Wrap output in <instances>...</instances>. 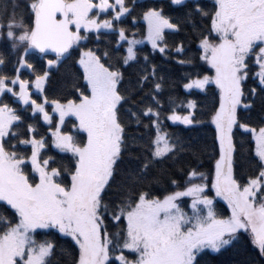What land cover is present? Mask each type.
<instances>
[{
	"label": "snow or ice",
	"instance_id": "6c2138e0",
	"mask_svg": "<svg viewBox=\"0 0 264 264\" xmlns=\"http://www.w3.org/2000/svg\"><path fill=\"white\" fill-rule=\"evenodd\" d=\"M170 5L187 9L184 24L194 31V17L210 21L196 34L199 60L214 75L186 73L183 84L189 94L206 91L212 84L219 90L218 107L211 114L218 158L210 187L208 175L196 168L181 169L183 181L158 168L169 160L178 162L182 153L191 150L162 127L159 95L165 78L149 55L137 49L146 41L153 53L185 54L183 42L174 48L168 44L166 34H178L181 23L173 22L163 6L137 0L131 6L128 0H27V20L15 0L0 7V41H7L12 54L20 53L14 75H8L2 71L6 58L0 52V202L14 210L12 217L0 213V264H60L54 260L57 245L38 240V230H55L71 238L70 264H201L203 255L221 253L242 233H248L264 258V0H213L211 11L201 0H170ZM137 7L142 9L139 16L133 15ZM129 17L133 25L144 22L146 35L141 39L136 38L138 32L129 35L120 26ZM90 33L97 41L102 35L118 36L115 50L126 44L125 54L113 64L107 50L102 56L90 48L82 50L77 63L86 88H75V99H49V70L68 58L74 46L87 41ZM36 52L55 56L47 60L48 70L42 74L28 59ZM141 59L143 66L124 87L121 67L139 64ZM176 62L191 65L193 60ZM24 70L34 80L22 78ZM249 79L255 87H246ZM6 96L22 105V111L30 109L32 119L42 118L52 146L70 154V166L58 165L54 156L45 155L48 139L35 124H27L28 138H21L24 117ZM257 101L259 123L242 122L239 113L253 112ZM169 102L175 105L174 98ZM196 109L197 102L190 99L172 107L163 119L198 124ZM70 116L77 123L65 130ZM125 117L137 126L147 119L149 124L143 126L155 130L154 139L143 143L142 134L139 139L129 137ZM234 130L249 135L248 148L241 140L238 149ZM21 147H30L31 154L17 150ZM133 147L141 149L139 155L131 154ZM241 154H247L257 170L245 181L236 173ZM158 185L166 193L162 197L153 194ZM114 186L115 198L109 196ZM211 190L227 203L230 215L216 211L207 194ZM184 198H190V214L182 207ZM110 226L117 230L110 232Z\"/></svg>",
	"mask_w": 264,
	"mask_h": 264
},
{
	"label": "trees",
	"instance_id": "16d2710c",
	"mask_svg": "<svg viewBox=\"0 0 264 264\" xmlns=\"http://www.w3.org/2000/svg\"><path fill=\"white\" fill-rule=\"evenodd\" d=\"M13 0H0V7L5 4L9 6ZM20 6V9L25 10V18L27 20V9L26 3L27 0H15ZM129 6L132 4V0H128ZM137 3L147 4L152 6H163L165 9V14L173 17V22L179 21L181 23V30L178 34L167 33V40L170 47L174 48L175 45L183 42L185 46V54L183 56L177 57L174 52L169 53L168 56L159 54L158 52L153 53L151 50V45L148 43H143L138 45L137 49L143 54H148L151 63L157 65L159 69V74L164 76V88L159 95V99L163 104L162 109V120L165 131L172 134L174 137L179 136L184 142L186 147L191 146L190 151H186L180 155L178 162L173 163L171 160L165 162L163 165H158L159 167L166 168L168 170V175H173L174 178L180 179L183 181L185 177L181 174V169L184 172L188 171L191 168H196L200 172H204L208 175L209 184L212 177L214 176V165L215 159L218 158V142H215V126L211 124V114L214 111V108L218 107V97L219 90L215 85H210L206 91L192 90L191 94L183 88V84L186 83L185 74L186 73H196L200 72L201 74L207 73L210 74L213 70L210 69V66L205 64L203 61L199 60V51L198 44L199 39L197 38V31L206 29L210 21L202 19L200 17H194L197 21V29L194 31L191 25L184 24V13L187 9L183 7H177L170 5V0H137ZM203 6L207 10H212L213 0H201ZM19 11V9H18ZM142 9L137 7L133 15L139 16ZM106 17L101 16V19ZM6 22V21H5ZM129 30V35L132 32H138L137 39L142 38L143 35H146V26L142 20L133 25L131 18L129 17L125 23L122 25ZM84 34L83 31L81 33ZM118 36L116 35H102L100 40L97 41L95 34L90 33L89 39L87 41H82L79 46H74L71 49V55L64 59L58 66L52 68L50 71V79L48 85H46V94L49 99L54 98H77L78 93L75 92V88L85 89L86 82L82 77V69L80 68L77 61L79 60L80 52L82 50L92 49L97 52L98 55L102 56V53L107 50L110 52L112 59L111 63L116 64L117 58L122 56L124 53V48L127 45H124V48H121L119 51H116V41ZM0 52H3L6 58V64L3 67L2 71L8 75H14V67L16 66V60L20 53L12 54L9 50L7 41H0ZM191 58L193 63L191 65H181L176 61L179 59H188ZM29 62L32 63L36 71L42 74L47 68V60L55 59L54 55L42 56L38 52L29 55ZM119 66V65H117ZM143 66V60L141 59L139 64H133L131 67L125 66L121 67V71L125 74V84L124 87H127V80L130 76L134 77V74L139 71V68ZM253 71H256L253 68ZM22 78L34 80V76L29 75L28 70H24ZM256 83L249 79L246 87H255ZM149 87H151L149 85ZM147 91V88L145 89ZM174 98L175 105L169 102V98ZM33 98L42 99L34 95ZM139 97H137L138 99ZM5 99L10 103L12 107L17 108L20 111V114L24 117L25 123L20 125V131L24 134L21 138H28L27 134V124L33 123L39 129V134L46 136L48 139V148L45 152V155L54 156L59 164L64 166H70L71 161L69 159L70 154H61L52 146L50 133H48L47 125L44 123L42 118L39 116L36 119L31 118L30 109L28 111H22L23 106L15 103L13 98L6 96ZM195 100L197 102V109L195 110L196 119L200 121L198 124L192 126H185L182 124H173L171 121L163 119L165 115L170 114L172 107L180 105L181 103L185 104L188 100ZM177 111H180L181 114H186L183 108L177 107ZM259 113V101H257L256 109L251 113H246L241 111L239 113L242 122L251 123L253 126H256L259 123L258 120ZM125 122L129 124L127 131L129 137L136 136L139 139V135L142 134L144 137L143 143H147L150 139H154L155 130L152 128H145L143 124H149L147 119H144L143 124L137 126L135 122H129L127 117H125ZM73 123H77L75 118L70 117L66 120L65 130H71ZM235 131V140L237 141V147L240 148V141H244V148H248L249 135L242 134V130ZM82 138L86 140V134H81ZM39 138V137H37ZM14 142V141H13ZM203 149V151L201 150ZM17 150L21 152H26L28 155L31 154L30 147L28 148H18ZM141 149L138 147H133L131 149L132 155H139ZM238 160L241 162L240 166L237 167L236 173L237 177L242 181H245L249 175H255L256 168L253 166L252 161L248 159L247 154L238 155ZM128 162V154L125 155V163ZM55 166V165H54ZM124 165H121L123 167ZM163 186H167V178L165 177L162 182ZM144 190H148L147 187ZM169 191H174L176 189L169 188ZM208 193H212L209 191ZM154 195H160L161 197L166 194L161 190V186L158 185L153 190ZM110 197L115 198L116 188L113 187V191L109 193ZM186 203L183 204L186 208L189 209L187 203L189 198H185ZM216 211L221 216L230 215V210L225 202L221 200H216L215 203ZM14 210H11L9 207H5L3 202H0V213L12 217ZM117 229L110 226L109 231L115 232ZM40 233L37 236L38 240L48 239L54 242L57 245V255L54 257V260L60 261V264H70L71 255L73 253V242L70 237H64L62 234L58 233L55 230H38ZM63 250V254H62ZM78 251V250H77ZM201 264H264V258L259 256L258 249L255 248L251 243L250 236L248 233H242L238 240L234 241L233 244L226 249L222 250L221 253L215 254L210 251L201 257Z\"/></svg>",
	"mask_w": 264,
	"mask_h": 264
},
{
	"label": "rangeland",
	"instance_id": "374dc122",
	"mask_svg": "<svg viewBox=\"0 0 264 264\" xmlns=\"http://www.w3.org/2000/svg\"><path fill=\"white\" fill-rule=\"evenodd\" d=\"M139 39H141V38H139ZM145 43H147L146 41H145ZM54 67H56V66H54ZM53 67V68H54ZM210 75H214V71L212 72V73H210ZM212 85H214V84H212ZM18 90V89H17ZM201 91V90H200ZM50 112H51V108H49L48 109ZM71 117V116H70ZM70 117H67L66 118V120L68 119V118H70ZM74 118V117H73ZM56 120H58V115L56 116ZM66 120H65V123H66ZM210 122H211V120H210ZM176 124H179V123H176ZM183 125V124H182ZM190 126H192V125H190ZM211 185L209 184V187H210ZM211 192L212 193H207L210 197H212L213 199H214V203H215V201L216 200H221V201H223V202H225L224 200H222L220 197H216L215 196V192H214V190H211ZM185 199V198H184ZM190 198H189V201H188V203H187V206L188 205H190ZM226 203V202H225ZM226 205H227V203H226ZM182 207H184V208H186L183 204H182ZM186 211H189V214H190V210H188V209H185ZM230 210V209H229Z\"/></svg>",
	"mask_w": 264,
	"mask_h": 264
},
{
	"label": "water",
	"instance_id": "95a60500",
	"mask_svg": "<svg viewBox=\"0 0 264 264\" xmlns=\"http://www.w3.org/2000/svg\"><path fill=\"white\" fill-rule=\"evenodd\" d=\"M49 55H54V54H49Z\"/></svg>",
	"mask_w": 264,
	"mask_h": 264
}]
</instances>
